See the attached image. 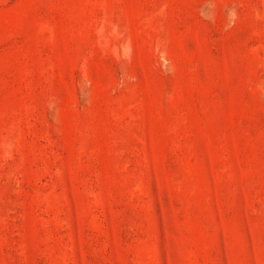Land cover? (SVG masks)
Masks as SVG:
<instances>
[{
  "label": "rangeland",
  "instance_id": "374dc122",
  "mask_svg": "<svg viewBox=\"0 0 264 264\" xmlns=\"http://www.w3.org/2000/svg\"><path fill=\"white\" fill-rule=\"evenodd\" d=\"M0 264H264V0H0Z\"/></svg>",
  "mask_w": 264,
  "mask_h": 264
}]
</instances>
